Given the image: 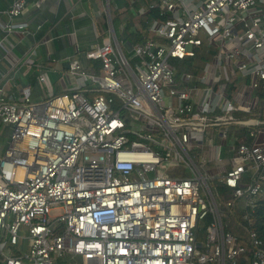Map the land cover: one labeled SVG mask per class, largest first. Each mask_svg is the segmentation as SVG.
<instances>
[{
    "label": "built area",
    "instance_id": "2783aa9c",
    "mask_svg": "<svg viewBox=\"0 0 264 264\" xmlns=\"http://www.w3.org/2000/svg\"><path fill=\"white\" fill-rule=\"evenodd\" d=\"M156 5L154 36L125 51L110 28L86 52L98 70L70 62L72 89L34 101L24 86L17 101L0 84V123L11 126L0 264H264L251 216L264 193V0ZM223 147L215 169L192 154L221 161ZM237 208L245 234L223 220Z\"/></svg>",
    "mask_w": 264,
    "mask_h": 264
},
{
    "label": "crops",
    "instance_id": "0c3cea01",
    "mask_svg": "<svg viewBox=\"0 0 264 264\" xmlns=\"http://www.w3.org/2000/svg\"><path fill=\"white\" fill-rule=\"evenodd\" d=\"M14 1L0 0V40L6 47L0 48V84L17 101L24 86L31 87L34 101L75 87L77 80L70 74V62L78 58L86 70L96 69L95 60L88 59L86 52L96 41L102 43L110 28L126 41L124 49L135 44L124 22L115 30L112 11L118 14L130 3L140 17H145L150 8L157 6L156 3L148 7L142 0H28L21 16L11 19L7 9ZM9 22H25L26 26L10 31L6 27ZM136 28L135 25L131 31ZM41 73L45 77L43 82L38 79ZM9 129L11 126L0 123V153L9 144L10 136L4 141ZM222 151L228 158L225 147ZM207 156L210 159L211 155Z\"/></svg>",
    "mask_w": 264,
    "mask_h": 264
},
{
    "label": "trees",
    "instance_id": "16d2710c",
    "mask_svg": "<svg viewBox=\"0 0 264 264\" xmlns=\"http://www.w3.org/2000/svg\"><path fill=\"white\" fill-rule=\"evenodd\" d=\"M143 2L147 3L148 7H150L151 4H156L158 0H142ZM133 6L132 11H130V7ZM136 6V3H135ZM134 5H130V3L126 4V8L119 12L118 14H112V21L115 30L117 31V27L119 23L122 21L125 24V28L128 30V32L131 35V39L133 43H136L138 41H142V39L146 37H152L154 36V33L149 29L150 22L153 19H162V16L160 15V11L158 6H155L154 8H150V10L147 11L145 17H140V14L138 10H134ZM136 25V29L131 31L132 27ZM117 33V32H116ZM100 61H95V68L98 70L100 68ZM221 191H226L225 187H221ZM253 218V226L258 231L259 236L264 239V193L260 195L254 211L251 213ZM211 220V216H208L207 219L204 221L205 224L208 223Z\"/></svg>",
    "mask_w": 264,
    "mask_h": 264
},
{
    "label": "rangeland",
    "instance_id": "374dc122",
    "mask_svg": "<svg viewBox=\"0 0 264 264\" xmlns=\"http://www.w3.org/2000/svg\"><path fill=\"white\" fill-rule=\"evenodd\" d=\"M126 50L127 49L125 48V51ZM129 56H130V54H129ZM131 59L133 61L135 60L133 57H131ZM10 134H11V130L9 129V130H7V132L5 134V140L4 141H6L9 138ZM192 154L194 156H198V158L203 161L204 169H215V167L220 165V162H224V160H225L224 151H221V153H220L221 161H219V157L210 161L207 155H202L201 156L199 154V150L192 151ZM168 171L169 172L178 171V166L170 164L168 166ZM186 171H188V170L183 168V172H186ZM212 181H214V180L209 179L210 184H212ZM241 202H242V200L239 199L238 203L240 204ZM60 212H62V209H60V208H56V209L52 210V214H58ZM223 220H224V223H227L229 225V227L231 228V230L233 232H235L237 234H245L246 231H245V227L243 226V220H242L241 212L238 210V208L236 209L235 216H232V217H229V218L228 217H223ZM205 226H206L205 223L202 224V228L203 229L201 231V238L204 239V240L206 239V233L204 231ZM22 249H24V248L22 247ZM16 251L17 250L15 248L7 247V249H6V252L8 254H14ZM74 261H78V262L81 261V257L72 258L70 255H68V259L64 260L63 264H73Z\"/></svg>",
    "mask_w": 264,
    "mask_h": 264
},
{
    "label": "water",
    "instance_id": "95a60500",
    "mask_svg": "<svg viewBox=\"0 0 264 264\" xmlns=\"http://www.w3.org/2000/svg\"><path fill=\"white\" fill-rule=\"evenodd\" d=\"M111 23H112V21H111ZM113 26V25H112Z\"/></svg>",
    "mask_w": 264,
    "mask_h": 264
}]
</instances>
